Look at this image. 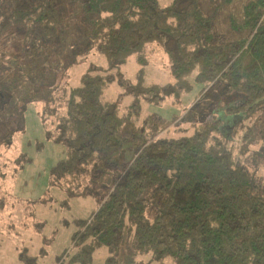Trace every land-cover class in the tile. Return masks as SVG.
<instances>
[{"label": "trees", "instance_id": "trees-1", "mask_svg": "<svg viewBox=\"0 0 264 264\" xmlns=\"http://www.w3.org/2000/svg\"><path fill=\"white\" fill-rule=\"evenodd\" d=\"M231 1L213 5V14L203 11L201 0L83 3L71 50L82 55L97 51L111 68L135 55L139 74L150 46L167 57L173 82L138 85L120 79L127 94L161 103L187 91L193 75L203 88L224 82L239 103L224 104L191 133L156 137L160 116L139 122L140 103H132L121 116L117 104L104 98L115 73L88 70L77 86L33 93L28 102L52 103L43 112L55 119L45 121L44 127L48 138L65 150L50 169V186L61 189L67 199L94 195L97 201L88 217L74 218L73 251L57 256L56 264H94L93 253L99 248L108 253L103 264H125L117 255L126 234L135 252H151L159 261L168 257L174 264H264V181L258 183L250 166L235 157L224 134L234 135L264 108V0H247L240 14L229 15V27L238 35L227 39L212 22ZM8 3L9 9L0 12V39L20 26L28 55L47 49L62 53L67 32L58 0ZM4 69L0 62V72ZM233 114L242 118L223 121ZM125 122L132 124L131 132L122 131ZM256 133V127L248 126L242 144H252ZM254 154L264 159V144ZM27 161L23 153L15 156L14 174ZM8 203V197L0 195V212ZM18 257L35 264L26 248Z\"/></svg>", "mask_w": 264, "mask_h": 264}, {"label": "rangeland", "instance_id": "rangeland-1", "mask_svg": "<svg viewBox=\"0 0 264 264\" xmlns=\"http://www.w3.org/2000/svg\"><path fill=\"white\" fill-rule=\"evenodd\" d=\"M85 1L69 3L58 0L60 19L67 32L61 54L47 49L37 55H28L20 26H13L0 39V62L5 66L0 72V138L3 137L0 139V195H6L10 202L0 212V264H25L18 257L24 248L35 257V264H56L57 256L71 250L72 235L76 229L74 218L88 217L97 203L94 195L67 199L61 189L50 186V169L64 157L65 150L63 145L48 138L47 126L44 127L45 121L55 119L53 115L45 117L43 112L48 104V109L52 108V103L28 102L33 93L46 87L77 86L82 73L88 70L101 74L115 73V79L104 91V98L117 104L121 116L132 103H140L139 122L149 115L160 116L159 123H156V137L191 133L194 126L207 123L215 111L219 113L224 104L235 100L231 93H227L224 82L217 81L203 88L193 75L189 77L191 87L187 91L178 98L167 97L161 103L147 102L142 97L127 94L120 79L143 85L173 82L167 57L156 46H150L147 63L139 74L140 65L135 55L111 68L106 57L97 51L82 55L77 53L76 48L71 50L69 44L73 42L77 29L75 18ZM221 1L201 0V6L206 14H213V5ZM246 1L232 0L223 5L213 19V29L227 39H235L238 33L231 30L228 18L232 13L240 14ZM8 9V0H0V12ZM233 103H239V99L236 98ZM229 116L223 121L242 118L240 114ZM127 123L121 129L128 133L132 124ZM250 125L256 127L257 133L252 144L246 147L242 140ZM160 127H165L166 131L161 132L158 130ZM230 127L231 124L225 126L226 129ZM224 134L235 157L250 166L258 183L263 182L264 159L254 153L264 144V108L243 123L234 135ZM21 153L28 161L14 174L12 160ZM20 200L28 201L33 209ZM107 256L106 248H99L93 253V263L103 264ZM117 256L125 264H174L168 257L159 261L151 252H135L127 234L119 245Z\"/></svg>", "mask_w": 264, "mask_h": 264}]
</instances>
